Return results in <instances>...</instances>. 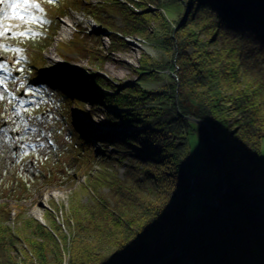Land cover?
I'll return each instance as SVG.
<instances>
[{
    "label": "trees",
    "instance_id": "obj_1",
    "mask_svg": "<svg viewBox=\"0 0 264 264\" xmlns=\"http://www.w3.org/2000/svg\"><path fill=\"white\" fill-rule=\"evenodd\" d=\"M104 1H86L85 6L107 32L110 51L122 48L124 37L151 36L155 13L144 7L161 5L159 0ZM224 1L232 6L238 0ZM222 9L219 0H175L162 8L158 19L164 37L159 44L173 62L160 67L142 60L137 78L154 80L162 69L174 73L166 88L148 90L137 79L122 86L107 83L111 91H101L97 74L77 78L66 91L57 88L66 104L72 101L88 116L104 109L97 136L100 151L106 161L127 164L120 175L101 170L85 176L82 190L89 193L90 203L72 198L76 205L62 227L68 235L58 232L61 224L53 218V227H46L26 216L22 205L16 204L10 214L7 199L0 197V264H62L64 252L67 264H152L177 249L186 230L182 254L188 264H264V236L241 238L247 224L264 228V218L251 206L252 199L259 204L262 198L245 176L247 168L256 178L264 177V6L252 5L231 17ZM166 11L178 13L170 20ZM110 14L122 26H113ZM33 73L36 78L46 74L41 65ZM83 100L90 101L89 110ZM65 122L86 163L95 154L84 148L91 143L85 138L89 132L78 131L69 112ZM193 132L222 171L226 191L219 194L217 206L206 207L188 227L193 189L185 160ZM244 248L248 259L241 257ZM168 264L180 263L173 259Z\"/></svg>",
    "mask_w": 264,
    "mask_h": 264
},
{
    "label": "rangeland",
    "instance_id": "obj_2",
    "mask_svg": "<svg viewBox=\"0 0 264 264\" xmlns=\"http://www.w3.org/2000/svg\"><path fill=\"white\" fill-rule=\"evenodd\" d=\"M86 1L97 4L104 0H28L27 3L25 0H0L1 61L10 73H14L15 69L20 71L16 79L10 77V88L19 97L18 101H15L16 96L14 100L5 94L0 96V197L7 199L10 214L15 211L16 204L22 205L26 216L46 227H53V218L61 224L58 232L66 235L67 231L62 227H66L67 216L76 205L72 198L76 199L77 195L84 205L90 203L89 193L82 190L86 185L85 176L101 170L116 171L120 175L127 161L118 166L106 161L100 151L101 142L97 136L102 129L98 120L103 119V108L96 109L93 118L87 120L77 112L75 103L64 104V107L60 101L55 103L57 96L47 95V89H43L36 80H27L32 60L35 64L36 58L41 68L50 73L47 77H52V74L62 77L55 76L53 78L57 80L49 82L60 80V88L64 90L87 79L89 73L100 76L101 86L96 88L101 91H111L107 83L122 86L137 79L142 87L157 91L174 81L171 73L163 72V69L159 70L154 80L147 76L137 77L142 60L160 67L170 63V60L173 62L170 54H165L159 44L164 35L158 14L164 13L162 8L174 4L175 0H159L162 6L144 3V8L155 13L149 24L151 36L146 39L127 36L123 39L125 45L112 51L109 50L110 39L96 31L99 25L88 13ZM177 13L172 16L167 12L165 15L171 20ZM108 20L114 23L113 26H122L121 20L114 14L108 15ZM92 34L101 37L96 40ZM74 77H79L78 81H74ZM37 80H45V77ZM83 105L86 110L91 107L88 100H83ZM68 109L75 114L78 128L88 130L93 136V141L85 144L84 148L95 151L96 155L86 163L83 155L79 157L81 145H77V149L74 147L75 140L65 126L62 115L67 114ZM45 136L53 141V146L45 143ZM187 140V171L197 178L186 209L187 217L192 219L211 205L209 202L219 187L220 172L217 163L212 162L204 150V140L196 132L190 133ZM261 157L264 166V142ZM245 176L254 185L253 191L264 199V177L256 178L247 168ZM251 204L264 215V202L263 206L255 200ZM58 232L54 233V237L59 236ZM185 233L188 235L187 230ZM240 254L248 259L249 251L244 248ZM174 259L180 264H188L185 252ZM68 260L69 254L64 252L62 264H67ZM163 260L152 264H163Z\"/></svg>",
    "mask_w": 264,
    "mask_h": 264
},
{
    "label": "water",
    "instance_id": "obj_3",
    "mask_svg": "<svg viewBox=\"0 0 264 264\" xmlns=\"http://www.w3.org/2000/svg\"><path fill=\"white\" fill-rule=\"evenodd\" d=\"M219 2L222 4V6L224 8V9L221 10L222 13L225 14L226 16H229V17L237 15V13L239 11H241L242 9L251 7L252 5H262V6H264V0H238L232 6L229 5V2L224 1V0H219ZM185 118L187 120L191 121V122H196V123H200L202 125H205V123L202 120L195 119V118L189 117V116H187ZM87 120H89V119H87ZM206 128L208 129L207 126H206ZM208 131H209L210 137H212V134H211L209 129H208ZM218 162H219V164H221V157H220L219 154H218ZM192 186L193 185L189 182V187L191 188V190H192ZM219 189L220 190H218L213 195L212 199L210 200L209 204H211V205H209V206H217L218 205V198L217 197L219 196V194H222V193L225 192V180H224L222 171L220 172V188ZM261 198H262V196H261ZM252 201H253V199H252ZM252 201H251V203H252ZM255 201L258 204L257 200H255ZM262 202H264L263 198H262ZM251 206H253V205L251 204ZM202 213H204V211L199 212L196 216H194L192 218V220L188 223V227L190 226L191 222L196 217L200 216ZM257 215L258 216L260 215L261 217L264 218V215L261 214L258 209H257ZM250 235H252V236L253 235H257V236L263 235L264 236V228L252 227V225L247 224V229H245L243 231V233L241 235V238L244 237V236L249 237ZM186 239H187V234L185 233V236H184V239H183L182 243L179 245V247L176 249V251L173 254H170L167 258H165L163 260V264H167L169 261H171L172 259H174L175 257L179 256L182 253V249H183V246H184V243H185Z\"/></svg>",
    "mask_w": 264,
    "mask_h": 264
},
{
    "label": "snow or ice",
    "instance_id": "obj_4",
    "mask_svg": "<svg viewBox=\"0 0 264 264\" xmlns=\"http://www.w3.org/2000/svg\"><path fill=\"white\" fill-rule=\"evenodd\" d=\"M28 0H25V3H27ZM49 2H51V0H49ZM13 7H15V5H13ZM21 35H23V33H21ZM0 69H5L7 70L6 68V64L2 61H0ZM4 82V78L3 77H0V83H3Z\"/></svg>",
    "mask_w": 264,
    "mask_h": 264
},
{
    "label": "bare ground",
    "instance_id": "obj_5",
    "mask_svg": "<svg viewBox=\"0 0 264 264\" xmlns=\"http://www.w3.org/2000/svg\"><path fill=\"white\" fill-rule=\"evenodd\" d=\"M85 132V131H84ZM88 134V132H87ZM85 138L89 141V142H92L93 141V136H91V134H88L85 136ZM195 187V186H193ZM260 206H263V202H259ZM128 264H132V262H129Z\"/></svg>",
    "mask_w": 264,
    "mask_h": 264
},
{
    "label": "built area",
    "instance_id": "obj_6",
    "mask_svg": "<svg viewBox=\"0 0 264 264\" xmlns=\"http://www.w3.org/2000/svg\"><path fill=\"white\" fill-rule=\"evenodd\" d=\"M193 181H194L193 178H190V183H191V184H193Z\"/></svg>",
    "mask_w": 264,
    "mask_h": 264
}]
</instances>
